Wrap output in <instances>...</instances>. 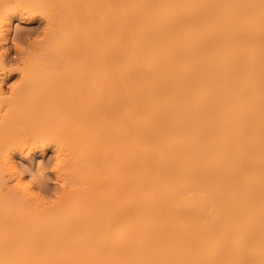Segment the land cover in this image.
Masks as SVG:
<instances>
[{"label":"bare ground","instance_id":"bare-ground-1","mask_svg":"<svg viewBox=\"0 0 264 264\" xmlns=\"http://www.w3.org/2000/svg\"><path fill=\"white\" fill-rule=\"evenodd\" d=\"M102 1L91 19L81 0H0V32L21 6L50 11L56 43L95 30L105 104L61 144L46 202L2 191L0 85V264H264V0ZM57 58L85 60L37 64Z\"/></svg>","mask_w":264,"mask_h":264},{"label":"rangeland","instance_id":"rangeland-1","mask_svg":"<svg viewBox=\"0 0 264 264\" xmlns=\"http://www.w3.org/2000/svg\"><path fill=\"white\" fill-rule=\"evenodd\" d=\"M99 1L81 0L82 13L91 19L97 17L104 9ZM62 9L57 3L52 12ZM49 15L45 9L21 6L0 32V85L3 96L14 105L5 134L14 167L2 171L1 188L4 193H13L21 180L46 202L56 200L61 189L62 179L56 171L61 144L70 140L79 118H88L96 106L105 109L103 71L92 58L97 32L89 27L81 29L69 43L50 41ZM56 53H66L75 60L80 55L85 60L83 65L74 61L64 64L60 58L53 65V60L48 66L37 64ZM91 161L104 170L102 160Z\"/></svg>","mask_w":264,"mask_h":264}]
</instances>
